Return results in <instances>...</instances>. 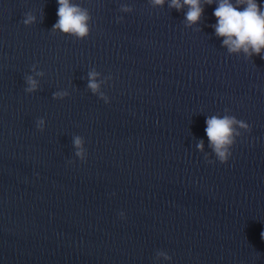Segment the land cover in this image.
Instances as JSON below:
<instances>
[{"label": "water", "instance_id": "95a60500", "mask_svg": "<svg viewBox=\"0 0 264 264\" xmlns=\"http://www.w3.org/2000/svg\"><path fill=\"white\" fill-rule=\"evenodd\" d=\"M74 2L85 40L53 32L57 0H0V264H264V59L227 52L214 5L188 26L150 0ZM224 114L251 126L226 164L205 134Z\"/></svg>", "mask_w": 264, "mask_h": 264}, {"label": "clouds", "instance_id": "9594fccd", "mask_svg": "<svg viewBox=\"0 0 264 264\" xmlns=\"http://www.w3.org/2000/svg\"><path fill=\"white\" fill-rule=\"evenodd\" d=\"M156 7H163L167 4L177 11L184 12L185 21L188 26L199 24L208 6H213V15L216 22L211 25L215 35L221 39V44L227 49L230 55L239 56L243 54L248 59L259 56L264 59V0H150ZM57 21L53 25V32L62 33L78 40H85L91 34V15L86 8L74 0H57ZM122 11L131 13L133 8L130 5L122 6ZM119 19H123L120 17ZM36 17L31 13L25 14L23 23L32 25ZM45 72L33 65L31 74L24 78L27 94H34L40 90V79ZM111 77L101 80V73L95 68L88 73V88L94 95H97L106 104L111 103L110 97L102 90V84H107ZM70 93L67 90H58L52 93V98L57 101L66 99ZM225 112H230L225 109ZM205 134L209 141V147L215 154L216 160L220 163H228L232 156V149L237 143V137H241L240 129L251 132V126L234 115H211L205 119ZM47 121L41 117L36 121V127L40 132L45 131ZM75 156L82 162L86 161L88 153L83 137L76 135L73 138ZM200 151L204 150V142L197 144ZM209 163L215 161L209 159ZM74 163V161H70ZM124 217V213H120ZM264 238V232L261 233ZM172 261V257L166 252H158L156 259Z\"/></svg>", "mask_w": 264, "mask_h": 264}]
</instances>
